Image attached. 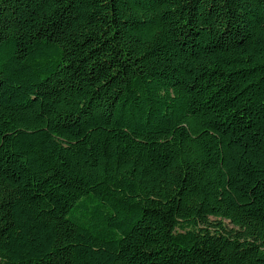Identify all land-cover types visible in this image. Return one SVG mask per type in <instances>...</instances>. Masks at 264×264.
<instances>
[{
	"label": "trees",
	"instance_id": "1",
	"mask_svg": "<svg viewBox=\"0 0 264 264\" xmlns=\"http://www.w3.org/2000/svg\"><path fill=\"white\" fill-rule=\"evenodd\" d=\"M0 264H264V0H0Z\"/></svg>",
	"mask_w": 264,
	"mask_h": 264
},
{
	"label": "rangeland",
	"instance_id": "2",
	"mask_svg": "<svg viewBox=\"0 0 264 264\" xmlns=\"http://www.w3.org/2000/svg\"><path fill=\"white\" fill-rule=\"evenodd\" d=\"M211 220H213V219H211ZM222 224H223L226 228H231V227H232L227 221H224V220H222Z\"/></svg>",
	"mask_w": 264,
	"mask_h": 264
}]
</instances>
